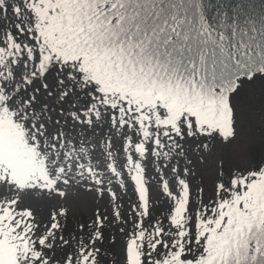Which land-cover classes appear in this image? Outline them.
Segmentation results:
<instances>
[{
  "label": "rangeland",
  "instance_id": "rangeland-1",
  "mask_svg": "<svg viewBox=\"0 0 264 264\" xmlns=\"http://www.w3.org/2000/svg\"><path fill=\"white\" fill-rule=\"evenodd\" d=\"M40 1L0 0V99L13 97L19 88L29 86L27 81L36 80L40 55L47 49L36 27L44 24L55 37L59 9L41 12L38 6L44 0ZM110 6L104 4L98 11ZM17 36L23 48H18ZM70 58L64 59L56 76L45 79L49 92L59 83L79 92L76 78L81 70ZM243 90L228 101L226 125H214L209 115L197 124L200 130L194 126L188 130L184 121L178 130L172 124L167 130L172 146L164 138L149 137L139 118L132 120L139 139L126 145L119 138L127 124L105 122L107 115L96 101L106 106L110 97L97 95L85 107L70 97L63 109L36 121L35 132L44 133L36 136L42 148L48 134L59 135L56 142L49 139L52 148L37 163L32 162L22 132L13 133L10 117L0 112V261L10 264L17 259L15 241L6 236L16 233L28 256L34 257L25 264H82L90 254L97 264H104L110 241L112 264H163L164 258L152 247L145 257L135 251L136 230L126 219L144 222L152 233L163 232L174 243L189 226L196 227L185 220L180 233L167 229L184 219L177 204L188 192L194 199L204 195L208 199L216 196L220 181L234 185L252 170L264 169V76ZM64 121L67 126L62 129ZM21 162L26 165L22 173L13 171ZM144 198L152 218L141 207ZM15 223L20 225L17 231L12 228ZM42 248L45 251L39 254Z\"/></svg>",
  "mask_w": 264,
  "mask_h": 264
},
{
  "label": "trees",
  "instance_id": "trees-1",
  "mask_svg": "<svg viewBox=\"0 0 264 264\" xmlns=\"http://www.w3.org/2000/svg\"><path fill=\"white\" fill-rule=\"evenodd\" d=\"M229 2L230 7H242L245 12L257 16L264 11V0ZM104 4L111 6L101 13L98 9ZM117 4H120L119 8ZM38 7L41 12H49V7L52 12L59 9V19L54 25L55 37L44 24L36 27L47 48L40 55L39 74L35 81H27L28 87L19 88L13 97L0 99V112H6L10 117L13 133L16 130L22 132L35 163L46 157L43 154L45 150L51 149L52 142L59 138L57 133L48 134L49 138L46 137L44 141L45 148H42L37 137H43L44 133L35 132L36 121L63 109V103L70 97H74V101L82 107L97 95L102 94L106 99L110 97L106 106L96 101L107 115L105 122L123 121L127 124L125 134L119 138L126 145L139 139L141 134L133 127L132 120L136 118L144 122V131L149 137L164 138L171 145L167 130L172 128V124L177 125L175 129L178 130V125L184 121L188 130H192L193 126L200 130L197 124L204 115H209L214 125H218L217 122L226 125L230 121L228 101L231 97L253 86L257 76H264L257 74L252 79H240L256 72L257 63H237L229 44L213 35L193 36L187 40V47L181 48L162 41L159 34L145 32L142 25L129 27L125 16L116 19L127 8V0H44ZM40 18L44 23L45 19ZM70 30H74V33L69 34ZM81 30L84 32L80 35ZM15 41L19 49L24 47L19 36L15 37ZM66 57H71L70 60L80 67L76 78L80 81L79 92L74 88L66 90L61 83L49 92L45 79L56 76ZM22 97L24 103L18 102ZM193 119L196 120L194 125ZM66 124V121L61 122L62 129ZM111 140L115 141L113 138ZM22 163L13 171L22 173V169L26 168ZM262 170H252L234 185L220 181L216 196L208 199L205 195L194 199L192 193L188 192L177 204L184 219L167 229L180 233L182 221L186 224L185 220L189 225L196 224V227L189 226L188 231L181 232L180 240L174 243L163 232L152 233L143 225L144 222L135 224L125 218L136 230L135 251L139 250V255L145 257L152 247L155 254L164 258L163 264H250L252 256L259 260L264 256ZM141 207L152 218L146 198L141 201ZM12 226L16 231L20 227L18 223ZM31 228L32 224H29V232ZM102 232H105L104 228ZM6 236L15 241L14 247L18 250L17 259L10 264H25L30 257L27 248L19 243L16 233L14 237ZM193 239L194 242H191ZM110 242L104 264H112L110 257L114 242ZM28 244L31 241L28 240ZM44 251L42 248L39 254ZM46 257L47 254L43 259ZM81 261L82 264H97L92 254ZM0 264L3 263L0 261Z\"/></svg>",
  "mask_w": 264,
  "mask_h": 264
},
{
  "label": "snow or ice",
  "instance_id": "snow-or-ice-1",
  "mask_svg": "<svg viewBox=\"0 0 264 264\" xmlns=\"http://www.w3.org/2000/svg\"><path fill=\"white\" fill-rule=\"evenodd\" d=\"M230 3L229 0H127V8L116 19L125 16L129 27L142 25L145 32L159 34L162 41L181 48L187 47V40L193 36L213 35L229 44L237 63H257L256 72L240 79L264 75V11L257 16L242 7H230ZM250 264H264V256L259 260L252 256Z\"/></svg>",
  "mask_w": 264,
  "mask_h": 264
}]
</instances>
